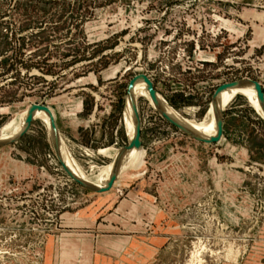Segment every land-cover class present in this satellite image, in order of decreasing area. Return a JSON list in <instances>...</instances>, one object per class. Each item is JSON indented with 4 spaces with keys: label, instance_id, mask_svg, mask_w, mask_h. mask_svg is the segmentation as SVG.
<instances>
[{
    "label": "rangeland",
    "instance_id": "obj_1",
    "mask_svg": "<svg viewBox=\"0 0 264 264\" xmlns=\"http://www.w3.org/2000/svg\"><path fill=\"white\" fill-rule=\"evenodd\" d=\"M140 74L194 122L223 84L248 79L264 93V0H0V136L43 105L94 178L127 146L123 108ZM137 112L144 160L104 193L67 176L42 121L0 148V264H54L51 241L66 253L60 234H106L116 202L133 236L122 264H264V119L249 99L224 107L215 144L184 135L144 97Z\"/></svg>",
    "mask_w": 264,
    "mask_h": 264
},
{
    "label": "bare ground",
    "instance_id": "obj_2",
    "mask_svg": "<svg viewBox=\"0 0 264 264\" xmlns=\"http://www.w3.org/2000/svg\"><path fill=\"white\" fill-rule=\"evenodd\" d=\"M237 94L246 96L249 99L252 106L254 107V109L257 111V113L264 119V110L262 109V106L258 101L256 91L252 87V85L248 83H245L235 88H228L221 91L218 95L215 96V99L211 101L205 118H203L202 121L200 122H194L190 120H185L184 118L183 119L179 118L170 109V107L166 105V103L158 96V94H157V103H155L149 94L146 84L142 81V79L137 78L130 92V95L129 96L126 95L125 97V103L123 108L127 145L129 141L134 137L135 125H136V120H135L134 112L132 110L131 103H134L137 109V101L140 97H144L147 100L148 104L155 111L157 112L161 111L165 113L167 116H169L174 121H176L179 125L185 128L189 133L201 139H210L217 134L216 118H215L216 112L224 110V107ZM28 111L29 108L26 111H24L21 116L19 115L20 118L16 124H14L13 126L12 124L11 125L9 124L10 126L7 125L6 129L8 130L10 129V132L7 134L3 133L0 136V142H5L14 139L18 135V133H20L24 129V127L26 126ZM32 120L42 121L46 125L48 129V133L50 135V122L45 112L35 111L32 116ZM13 122L14 120L12 121V123ZM6 129L5 131H7ZM58 141L60 148V157L66 169L71 173L73 177H75L84 184L98 191H101L106 188V185L110 181L117 163H119V171L117 174V179L114 182V184H116L120 175L125 170H127L128 168H136L137 165L140 166L142 160H144L143 158L144 152L141 148L136 149L134 147H130V148L126 147V149L121 152H120L121 149H114V150L112 149L113 153L110 156L112 159L111 163H109L106 167L102 168V170L99 172L97 176H94V178L93 177L89 178V176L85 174L83 169L80 166L76 165L74 161L70 157H68L67 153H65L64 146L62 144L61 138L59 137V134H58ZM103 154H107V150L103 151Z\"/></svg>",
    "mask_w": 264,
    "mask_h": 264
},
{
    "label": "crops",
    "instance_id": "obj_3",
    "mask_svg": "<svg viewBox=\"0 0 264 264\" xmlns=\"http://www.w3.org/2000/svg\"><path fill=\"white\" fill-rule=\"evenodd\" d=\"M157 200L158 198L155 199V201ZM166 200L164 199L163 208H160L162 207L161 204H155L154 210L156 213L154 218L161 211H166ZM105 204L106 202L101 203L96 213L103 207L105 208ZM121 204V202H116L110 208L106 207L105 210L108 215L102 220L104 223L102 228L107 229L106 234L99 236L92 229L60 234L58 238L63 237L62 239L65 241L59 243L61 244L60 248L67 249L68 247L66 253L58 252L55 247L57 241L52 240L51 245L53 244L55 253L57 252L54 264H86V259L88 258L90 259V264H122L126 247L133 236L125 235L124 214L123 210L120 209Z\"/></svg>",
    "mask_w": 264,
    "mask_h": 264
},
{
    "label": "water",
    "instance_id": "obj_4",
    "mask_svg": "<svg viewBox=\"0 0 264 264\" xmlns=\"http://www.w3.org/2000/svg\"><path fill=\"white\" fill-rule=\"evenodd\" d=\"M137 78L142 79V81L146 84L147 89L149 91V94L152 98V100L157 103V93L153 88V85L151 83V81L143 74H140L136 77H134L132 80H130L128 87H127V95H130V92L135 84V80ZM245 83H248L250 85H252V87L255 89L257 97H258V101L260 103V105L262 106V109L264 110V93L262 92L261 86L259 83H257L256 81H252V80H236L233 81L231 83H227V84H223L221 86H219L215 92L214 95L212 97V101L215 99V96L218 95L221 91H223L224 89H228V88H235L238 87L240 85H243ZM132 105V110L134 112V116H135V120H136V125H135V133H134V137L129 141L127 146H124L122 148H120V152L124 151L126 149V147L130 148V147H134L136 149H140L141 148V141H140V131H141V124H140V119L138 116V112L136 109V106L134 103H131ZM35 111H43L47 114L48 118H49V122H50V137L53 143V147L55 150V153L57 155L58 160L61 163V166L63 168V170L65 171V173L67 174V176L74 181L76 184H78L79 186H81L82 188L86 189L87 191H90L92 193H104L107 192L111 189V187L113 186L114 182L117 179V174L119 171V163L116 164L115 169L113 171L112 177L110 179V181L107 183L106 188L98 191L96 189H93L91 187H89L88 185L84 184L83 182H81L80 180L76 179L75 177H73L71 175V173L66 169V167L63 165L61 157H60V148H59V141H58V131L56 129L55 123H54V117L52 112L50 111L49 108L43 106V105H33L29 107V111H28V116L26 119V126L24 127V129L18 133V135L14 138L11 139L9 141H5V142H0V148L7 146V145H12L15 144L16 142H18L30 129V126L33 122L32 120V116L34 114ZM224 110L222 111H217L216 112V128H217V134L210 138V139H201L198 138L196 136H194L193 134L189 133L185 128H183L181 125H179L176 121H174L172 118H170L169 116H167L165 113L161 112V111H156L159 115H161L168 123H170L173 127H175L178 131H180L181 133H183L184 135L188 136L189 138L199 142V143H203V144H215L218 143L221 138H222V128H223V122H222V113Z\"/></svg>",
    "mask_w": 264,
    "mask_h": 264
}]
</instances>
